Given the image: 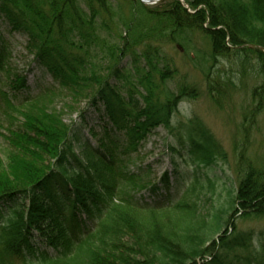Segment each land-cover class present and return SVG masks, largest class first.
<instances>
[{"label":"trees","instance_id":"1","mask_svg":"<svg viewBox=\"0 0 264 264\" xmlns=\"http://www.w3.org/2000/svg\"><path fill=\"white\" fill-rule=\"evenodd\" d=\"M186 3L0 0V28L5 23L24 35L33 63L73 94L86 95L79 118H91L90 126L68 125L60 111L43 110L7 128L3 137L12 151L6 163L0 160V264H264V229L233 222L237 215L264 219V160L237 150L227 207L210 204L202 212L199 194L215 189L218 178L210 171L227 155L198 116L176 117L199 89L177 77L164 52L175 43L191 48L216 103L230 86L219 61L231 59L240 76L252 70L259 83L249 90L240 124L247 142L264 109V0ZM109 22L123 27L119 41L101 35ZM3 59L0 49V100L15 108L34 97L25 74L2 81L9 75ZM102 61L108 72L97 73ZM157 127L171 136L166 150L173 169L151 182L127 163ZM181 164L192 167L191 195L177 199ZM117 179L131 186L116 190Z\"/></svg>","mask_w":264,"mask_h":264},{"label":"rangeland","instance_id":"2","mask_svg":"<svg viewBox=\"0 0 264 264\" xmlns=\"http://www.w3.org/2000/svg\"><path fill=\"white\" fill-rule=\"evenodd\" d=\"M184 3L187 0H182ZM101 35L107 39L119 41V34L125 35L123 27L116 26L109 22L108 29H101ZM198 48L202 51L207 49L202 41H195ZM26 37L8 31L5 23L0 28V49L4 54L3 65L9 69V75L2 74V81L13 78V74L26 75L27 82L31 85L32 100L26 101L20 106L9 107L5 101L0 100V160L6 163L8 154L12 151L7 139L3 136L8 135V129H15L16 126L24 122L25 113L36 114L43 110L60 111L63 121L66 124L76 123L83 126H90L87 121L79 118V112L86 107L87 96L84 94H73L69 86L54 81L50 74L47 73L38 64L33 63V54L26 47ZM165 54L174 61L178 68L177 77L186 78L195 83L199 89L195 98H188L178 107L177 118L183 120L186 116H198L205 125L213 132L217 141L221 142L227 159L220 160L219 165L210 171L209 176H217L215 189L208 188L199 194L198 202L202 206V212L210 208V204L216 210L219 206H226L231 198L228 190L236 186V173L234 172L235 157L237 150L244 149L254 161L262 162L264 160V109L256 116V121L247 134V142H243L240 124L242 122V112L244 108L250 106L251 97L249 90L252 85L259 83L254 77L252 70L248 75L238 73L235 62L231 59L219 61L216 66L221 69L223 80L230 79L228 92L218 94L219 102L216 103L206 91L205 81L200 73V67L197 65L195 55L191 48H184L178 44L164 46ZM252 62V61H251ZM94 71L97 73L108 72L104 61L96 63ZM90 73V72H89ZM227 76V77H226ZM222 84V82H220ZM173 87V83H170ZM141 90L140 88L138 89ZM214 97L215 94H213ZM15 105V101H13ZM86 122V123H85ZM99 120L94 118L92 125H97ZM170 134L162 127H157L152 134L141 143H138L136 150L130 152L134 159L132 163H127L130 170L140 166V174L145 181H157L159 175L164 170H172L170 164V154L166 150V142L170 140ZM243 142V144H242ZM182 178L174 183V195L177 199L190 197L188 184L192 177V167L180 165L179 168ZM183 172V173H182ZM129 181L117 179L115 183L116 190L129 189ZM207 186V185H206ZM135 191L145 193L143 189L135 186ZM213 211V209H212ZM233 222L240 229L252 228L255 231L264 229V219L242 220L234 216Z\"/></svg>","mask_w":264,"mask_h":264},{"label":"water","instance_id":"3","mask_svg":"<svg viewBox=\"0 0 264 264\" xmlns=\"http://www.w3.org/2000/svg\"><path fill=\"white\" fill-rule=\"evenodd\" d=\"M140 2L144 3V4H155L157 2H159L160 0H139ZM180 2H182V0H179ZM186 7H188V4H186Z\"/></svg>","mask_w":264,"mask_h":264}]
</instances>
